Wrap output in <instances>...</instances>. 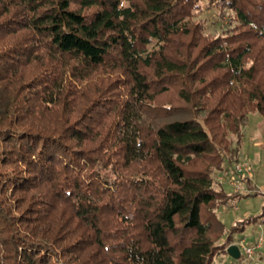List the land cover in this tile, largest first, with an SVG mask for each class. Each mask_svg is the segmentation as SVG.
<instances>
[{
    "label": "trees",
    "instance_id": "16d2710c",
    "mask_svg": "<svg viewBox=\"0 0 264 264\" xmlns=\"http://www.w3.org/2000/svg\"><path fill=\"white\" fill-rule=\"evenodd\" d=\"M201 1L0 0V264H214L262 219L211 174L264 119V0H206L216 37Z\"/></svg>",
    "mask_w": 264,
    "mask_h": 264
},
{
    "label": "rangeland",
    "instance_id": "374dc122",
    "mask_svg": "<svg viewBox=\"0 0 264 264\" xmlns=\"http://www.w3.org/2000/svg\"><path fill=\"white\" fill-rule=\"evenodd\" d=\"M206 0L199 3V9L193 11L191 22H204L206 36H221L223 25L228 24L226 17L223 22L219 21L217 15L208 10ZM168 96L161 101L166 102ZM172 118V117H170ZM247 125L243 128V142L238 147L236 158L230 150L234 148L235 137L229 135L231 140L230 149L224 158V167L222 169H213L212 178L214 180L213 187L221 188L226 195H241L228 204L221 205L217 208L216 213L221 223L224 224L226 232L234 225H240V221H245L249 217H259L256 224L245 227L242 234H234L233 239L229 242L225 236L220 239V244L227 246L238 245L243 242L244 248L249 251L241 253L242 260L231 259L228 255L218 254L214 264H264V119L257 113L247 116ZM231 158V159H230ZM230 159V161H229ZM245 164L247 166V174L240 175L231 174L229 178L225 177L228 172H232L234 167ZM235 173V172H234ZM231 180H238L239 189L231 186ZM249 196V197H245ZM226 248V249H227Z\"/></svg>",
    "mask_w": 264,
    "mask_h": 264
},
{
    "label": "built area",
    "instance_id": "2783aa9c",
    "mask_svg": "<svg viewBox=\"0 0 264 264\" xmlns=\"http://www.w3.org/2000/svg\"><path fill=\"white\" fill-rule=\"evenodd\" d=\"M234 172H235V173H234ZM246 172H247V166H246L245 164H242V165H238V166L234 167L233 171H232V172L229 171L228 174H226L225 177L229 178V176H230L231 174H234V175H235V174L240 175V174H243V173L247 174ZM230 184H231V186H233L236 190L239 189V185H240V183H239L238 180H231ZM238 249H239L240 253H242L243 251H249L248 248H246V249L244 248L243 242H241V244L238 245ZM249 252H250V251H249Z\"/></svg>",
    "mask_w": 264,
    "mask_h": 264
},
{
    "label": "water",
    "instance_id": "95a60500",
    "mask_svg": "<svg viewBox=\"0 0 264 264\" xmlns=\"http://www.w3.org/2000/svg\"><path fill=\"white\" fill-rule=\"evenodd\" d=\"M225 252L227 253V255L231 258V259H234V260H238L241 256V253L238 249V247L236 245H231L229 246Z\"/></svg>",
    "mask_w": 264,
    "mask_h": 264
}]
</instances>
